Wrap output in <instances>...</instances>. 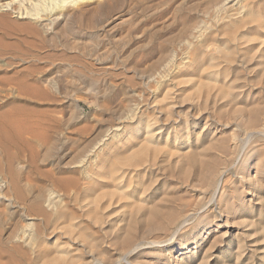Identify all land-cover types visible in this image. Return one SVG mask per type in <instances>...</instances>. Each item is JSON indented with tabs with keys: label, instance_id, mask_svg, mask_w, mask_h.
<instances>
[{
	"label": "rangeland",
	"instance_id": "obj_1",
	"mask_svg": "<svg viewBox=\"0 0 264 264\" xmlns=\"http://www.w3.org/2000/svg\"><path fill=\"white\" fill-rule=\"evenodd\" d=\"M262 5L264 0H0V112L11 116L13 128L11 142L2 145L14 154L16 179L13 185L0 146V264L56 261L58 245L70 252L61 264H125L128 251L132 264H264V123L258 133L246 123L264 106V26L250 20L240 25L249 56L240 46L232 63L219 55L229 15L244 16L248 7L263 13ZM199 49L220 58L217 74L206 71V61L198 69L190 65L191 52ZM209 75L233 96L225 101L216 88L191 96ZM146 123L160 136L159 147L166 140L165 154L143 146ZM173 136H181V149ZM133 152L131 165L118 166ZM211 168L214 180L207 184L202 180ZM104 172L132 176L119 183ZM92 181L95 194L125 184L144 203L128 208L125 198L113 195L115 204L102 210L99 226L73 199ZM62 210L74 218L56 219ZM168 213L175 214L169 223ZM129 233L130 241L120 245ZM179 241H186L184 248Z\"/></svg>",
	"mask_w": 264,
	"mask_h": 264
},
{
	"label": "bare ground",
	"instance_id": "obj_2",
	"mask_svg": "<svg viewBox=\"0 0 264 264\" xmlns=\"http://www.w3.org/2000/svg\"><path fill=\"white\" fill-rule=\"evenodd\" d=\"M248 1V0H247ZM255 1V0H254ZM251 2V1H250ZM249 2V3H250ZM6 3V2H5ZM245 3V2H244ZM251 4H252V2H251ZM258 4V3H257ZM260 4V3H259ZM262 4V3H261ZM225 5V4H224ZM250 5V4H249ZM248 5V6H249ZM220 6V5H219ZM241 6V5H240ZM251 6V5H250ZM262 6H264V5H262ZM244 7V6H243ZM260 7V6H259ZM249 8V7H248ZM247 8V13H246V15H241V17H239V18H237V16H230L229 15V22H228V26H229V29H228V37H227V40H225L224 42H222V43H219L220 45H221V47H220V51H219V55L220 56H222L223 57V59L222 60H226L227 62H229V63H232L231 61H233V60H235V58H236V56L238 57V55H239V53L236 55V50H238V49H236L237 47H239L240 46V50H243L242 51V53H243V55H247L248 54V56H249V53H250V51H249V49L246 47V46H243L245 43H243L242 44V40L240 41L239 39H241L242 37H244V39L245 38H247V36L246 35H244V33L242 32H240L241 31V29H242V26H240V25H243L246 21H255L254 23H257V24H255L256 26L257 25H259V26H261V25H263L264 26V11H262L263 13H259V12H256V13H252L251 12V10H249ZM235 9V8H234ZM261 8H259V10H260ZM243 10V9H242ZM245 10V9H244ZM262 10H263V8H262ZM241 11V10H240ZM238 12V11H237ZM243 12V11H242ZM241 12V13H242ZM245 12V11H244ZM236 14V13H235ZM244 14V13H243ZM232 15H234V14H232ZM214 16V15H213ZM220 16H222V15H220ZM227 17H228V15H227ZM231 17V18H230ZM226 23V22H225ZM206 24V23H205ZM251 24V23H250ZM200 25V24H199ZM207 25V24H206ZM226 25L227 24H225L224 26L226 27ZM248 25V24H247ZM252 26H254V25H252ZM258 26V27H259ZM204 28V27H203ZM226 28H228V27H226ZM241 28V29H240ZM243 28H244V26H243ZM260 29V28H259ZM244 30H246V28L244 29ZM243 30V31H244ZM262 30V29H261ZM197 31V30H196ZM226 31V30H225ZM224 31V32H225ZM245 32V31H244ZM197 33V32H196ZM227 33V32H226ZM246 33V32H245ZM250 33V32H249ZM197 35V34H196ZM208 35H210V34H208ZM207 35V36H208ZM212 35V34H211ZM212 36H214V35H212ZM212 36H211V39H213L212 38ZM246 36V37H245ZM249 36H251V35H249ZM215 37H217V36H215ZM198 38V37H197ZM209 39V38H208ZM215 39V38H214ZM224 39H226V38H224ZM202 40V39H201ZM206 40V39H205ZM204 40V41H205ZM203 41V43H205ZM207 41V40H206ZM209 41H211L210 39H209ZM214 41V40H213ZM216 41V40H215ZM263 41V40H262ZM193 44V43H192ZM241 44H242V46H241ZM198 46V45H197ZM207 46V45H206ZM219 46V45H218ZM196 47V46H195ZM195 47H194V49H195ZM202 47V46H201ZM196 48H198V47H196ZM203 48H205V47H203ZM217 49H219L218 47H217ZM257 49V48H256ZM240 50H238L237 52H240ZM263 51H262V55L264 54V49H262ZM207 52V51H206ZM206 52H204L203 50H201V49H199V50H195V51H193V52H191V56H189L190 57V65L191 66H194V67H196V69H198V68H200V67H202L201 66V64L203 63V62H205L206 61V63H208V64H206V63H204L205 65H207V67H206V71L208 72V73H213V74H215L216 73V71L218 70H220V69H214V68H216V67H218V65L219 64H221L220 63V58L218 59V61H219V64H218V61H216L217 60V58H216V54L215 53H209V54H206ZM208 53V52H207ZM217 53V52H216ZM242 55V54H241ZM251 55V54H250ZM248 56L246 57V59H249L250 60V57L248 58ZM240 57H245V56H240ZM252 57V56H251ZM261 58V57H260ZM187 59V61H189V59L188 58H186ZM245 60V59H244ZM261 60V59H260ZM208 61V62H207ZM248 61V60H247ZM264 61V60H263ZM259 62V61H258ZM260 63V65H261V62H259ZM186 65L188 66V63H186ZM262 66V65H261ZM261 66H259L260 68H261ZM264 66V65H263ZM262 66V67H263ZM193 67V68H194ZM258 67V66H257ZM220 68V67H219ZM225 68V67H224ZM264 69V68H263ZM195 70V69H194ZM204 71V70H203ZM223 71H224V69H223ZM222 71V72H223ZM264 71V70H263ZM196 72V71H195ZM199 72H202V71H200V69H199V71L197 72V73H199ZM259 72H261L262 73V70L261 71H259ZM207 73V74H208ZM207 74H205L206 76H207ZM217 74V73H216ZM260 74V73H259ZM201 76V75H200ZM216 76H218V75H216ZM263 76H264V74H263ZM201 83H198V84H196L195 85V87H194V91L195 92H193L192 93V95L191 96H193L194 97V95L193 94H196V93H200V92H202V95L201 96H208L209 95V93H210V90H212V89H214V88H216V90L218 91V92H221V94H222V97L224 96V98H225V101H227V99H226V97H230L231 95H232V92L230 91V87L229 88H225L224 86H219V85H217V83H216V77H214V76H211V75H209L208 77H206L205 79H203V81H200ZM185 84V83H184ZM251 84V83H250ZM230 86V85H229ZM255 86V85H254ZM259 86V85H258ZM226 87H228V86H226ZM241 90V89H240ZM189 93V92H188ZM217 93V92H216ZM219 94V93H218ZM196 96V95H195ZM197 96H198V94H197ZM196 96V97H197ZM233 96V95H232ZM168 97V96H167ZM184 97L185 98H189V94H187V95H184ZM199 97V96H198ZM197 97V98H198ZM222 97H220V98H222ZM191 98V97H190ZM206 99V98H205ZM204 99V100H205ZM195 100V99H194ZM215 100V99H214ZM206 101H207V99H206ZM197 102V101H196ZM230 101H228V103H229ZM236 102V101H235ZM230 103H232V100H231V102ZM178 105V104H177ZM228 105V104H227ZM257 105V104H256ZM260 105V104H259ZM167 106V105H166ZM171 106V105H170ZM263 106V105H262ZM262 106H257L258 108H256V110L255 111H253V113L250 115V117H249V119H247L246 118V120H247V122L246 123H248V128H256V127H258L257 125H259V124H263L264 123V117H260L261 115H260V113L263 111H261V107ZM168 107V106H167ZM252 107V106H251ZM264 107V106H263ZM263 107H262V109H263ZM164 109V108H163ZM169 109V108H168ZM212 110V109H211ZM221 110H223V109H221ZM229 110V109H228ZM168 111V110H167ZM170 111V110H169ZM226 112H228V111H226ZM226 112H225V114H226ZM248 112V111H247ZM264 112V111H263ZM262 112V113H263ZM229 113V112H228ZM261 113V114H262ZM228 117V116H227ZM232 117V116H231ZM11 121H12V119H11V116H9L8 114H5V113H3V112H0V146L2 147V150L4 151V153L6 154V156H7V163H8V167H7V172H8V174L10 173L11 174V161H12V159H13V155H12V153H11V151H9V147L7 146L8 145V142H11V136L9 135V131H8V128H9V130L10 131H13V128H12V124H11ZM185 121H187V120H185ZM226 121V120H225ZM240 121V120H239ZM241 122V121H240ZM156 123V122H155ZM225 123V122H224ZM186 125V124H185ZM245 125V124H244ZM184 126V125H183ZM144 127V126H143ZM145 130H144V132H145V135L143 136V138H144V140H143V142H144V144H143V146H145L146 148L148 147V146H151L152 148V151H153V153L154 152H158V151H162L164 154H165V147H164V143L166 142V140H163V142H162V144H163V146H161L160 145V147L158 146V143H157V139H158V137H160V136H157L154 132H153V128H151V126L149 125V124H147L146 123V125H145ZM186 128H188V127H186ZM263 128V127H262ZM183 129V128H182ZM257 129V128H256ZM252 130V129H251ZM250 130V131H251ZM258 130L259 129H257V130H252L253 132H256V133H258ZM263 130V129H262ZM131 131V130H130ZM137 131V130H136ZM251 131V132H252ZM174 132H177V131H174ZM183 132V131H182ZM129 133V132H128ZM158 133V132H157ZM178 133V132H177ZM187 133V132H186ZM189 133V132H188ZM246 133V132H245ZM250 133V132H249ZM260 133V132H259ZM144 134V133H143ZM190 134V133H189ZM199 134V133H198ZM262 134V133H261ZM171 135V134H170ZM185 135V134H184ZM252 136H253V134H251ZM257 135V134H256ZM138 136V135H137ZM227 136V135H226ZM142 137V136H141ZM140 137V138H141ZM180 137L181 136H173V144H175L174 146H178V145H182V139H180ZM183 137V136H182ZM162 138V137H161ZM187 138V137H186ZM142 139V138H141ZM167 139V138H166ZM184 139H185V136H184ZM227 139V138H226ZM222 140V139H221ZM247 140V139H246ZM138 141V140H137ZM220 141V140H219ZM225 141V140H224ZM7 143V145H2L3 143ZM227 142V141H226ZM225 142V143H226ZM142 143V142H141ZM224 143V144H225ZM140 144V143H139ZM223 144V145H224ZM12 144L10 143V146H11ZM167 146V145H166ZM173 146V147H174ZM220 146V145H219ZM137 147V146H136ZM179 148H180V146H178ZM141 148V147H140ZM169 148V147H168ZM223 148V147H222ZM221 148V149H222ZM231 148V147H230ZM133 149V148H132ZM171 149V148H170ZM181 149V148H180ZM220 149V147L218 148V150ZM234 149V148H233ZM255 149V148H254ZM173 150L175 151L176 149H174L173 148ZM172 149H171V151L173 152V154L174 153H177V152H174ZM186 150V149H185ZM231 150V149H230ZM134 151V150H133ZM169 151V150H168ZM171 151H170V153H171ZM178 151H180V150H178ZM196 150H194V152H195ZM232 151V150H231ZM230 151V152H231ZM138 152V151H137ZM142 151H140V153H141ZM185 152V151H184ZM193 152V151H192ZM194 152H193V154H194ZM204 152V151H203ZM223 153H224V155L225 156H229L230 155V153H229V151H228V149H227V147L226 146H224V149H223V151H222ZM236 152V151H235ZM134 153V152H133ZM182 153V152H181ZM181 153H180V156H181ZM187 153V152H186ZM127 154V153H126ZM137 155V153H134V155H130L129 157L127 156V157H125L126 158V160L122 157V159H121V161L118 163V166H120L122 163H128V164H130L131 165V163H132V161H133V157H135L136 155ZM167 154V153H166ZM184 154V153H183ZM182 154V156L183 157H185L184 155ZM188 154V153H187ZM196 154V153H195ZM194 154V155H195ZM219 154V153H218ZM222 154V153H221ZM245 154V153H244ZM258 154V153H257ZM122 155V154H121ZM128 155V154H127ZM153 155V154H152ZM192 155V154H191ZM223 155V156H224ZM144 156H145V154H144ZM147 156V155H146ZM168 156H169V154H168ZM179 156V157H180ZM181 156V157H182ZM189 157H190V155H188ZM236 156V155H235ZM151 157V156H150ZM180 157V158H181ZM199 157V156H198ZM206 157V156H205ZM234 157V156H233ZM118 158V157H117ZM137 158V157H136ZM143 158V157H142ZM186 158V157H185ZM215 158V157H214ZM213 158V159H214ZM223 158V157H222ZM225 158V157H224ZM242 158V157H241ZM116 159V158H115ZM120 159V158H119ZM118 159V160H119ZM183 159V158H182ZM211 159V158H210ZM213 159H212V161H213ZM228 159V158H227ZM234 159V158H233ZM237 159V158H236ZM245 159H246V156H245ZM117 160V159H116ZM138 160L140 161V159L138 158ZM142 160V159H141ZM226 160V159H225ZM247 160V159H246ZM136 161H137V159H136ZM150 161V160H149ZM211 161V162H212ZM244 161V160H243ZM106 162V161H105ZM111 162H114V160L113 161H111ZM116 162V161H115ZM118 162V161H117ZM167 162V161H166ZM199 162V161H198ZM215 162H217L216 161V159H215ZM227 162H229V160H227ZM239 162V161H238ZM240 162H241V160H240ZM247 162V161H246ZM138 163V162H137ZM143 163V162H142ZM141 163V164H142ZM200 163H201V161H200ZM232 163V162H231ZM242 163H244V162H242ZM140 164V165H141ZM215 164H217V163H214L213 165H215ZM225 164H226V162H225ZM245 164V163H244ZM107 165H111V164H107ZM124 165V164H123ZM122 165V166H123ZM136 165V164H135ZM218 165V164H217ZM216 165V166H217ZM228 165H230V163L228 164ZM231 165H234L233 163L231 164ZM237 165V164H236ZM242 165V164H241ZM112 166H115L114 164H112ZM133 166V165H132ZM201 166V165H200ZM209 166H211V165H209ZM227 166V165H226ZM225 166V167H226ZM238 166V165H237ZM126 167V166H125ZM136 167V166H135ZM135 167H133V168H135ZM205 167V166H204ZM215 167V166H214ZM242 167V166H241ZM249 167V166H248ZM103 168V167H102ZM113 168V167H112ZM115 168H116V166H115ZM120 167H118V168H116V169H119ZM167 168V167H166ZM208 168V167H207ZM236 168V167H235ZM234 168V169H235ZM240 168V167H239ZM256 168V167H255ZM127 169V168H126ZM209 169V168H208ZM101 170H103V169H101ZM115 170V169H114ZM223 170V169H222ZM239 170H241V169H239ZM238 170V171H239ZM109 171H110V169H109ZM118 171V170H117ZM122 171V170H121ZM214 171H215V169L214 168H211L210 170H209V173H208V175L207 176H205L204 178H203V180L202 181H204V182H207V184L209 183V184H211L212 183V181L214 180L213 179V175H214ZM226 171H227V169H226ZM236 171V170H235ZM255 171V174H253V175H250L251 177L250 178H253V177H255L256 176V171H257V168H256V170H254ZM217 172V171H216ZM242 172V171H241ZM97 173V172H96ZM108 173V174H107ZM107 173H100V174H102V176L103 177H106V179H108V180H111V181H115V180H117V182H121V180L123 179V177H125V175L126 176H129V178L132 176V175H130L129 174V172H120V173H117L116 174V172L115 173H113V172H107ZM216 174H218V172L216 173ZM239 174H240V172H239ZM245 174V173H244ZM243 174V175H244ZM96 175H98V174H96ZM95 175V176H96ZM10 176V175H9ZM11 176H12V174H11ZM99 176V175H98ZM98 176H97V178H98ZM248 176V175H247ZM197 177V176H196ZM218 177H220V176H218ZM239 177V176H238ZM88 178V177H87ZM128 178V177H127ZM128 178V179H129ZM133 178V177H132ZM247 178V177H246ZM245 178V180L247 181V179ZM249 178V180H251ZM90 179V178H89ZM240 179H244V178H240ZM254 179V178H253ZM11 180H12V183H13V185L15 184V182H16V179H15V177L14 176H12V178H11ZM126 180V179H125ZM255 180H257V179H255ZM96 181H92L91 183H90V186H89V188L87 189V188H85V189H87L86 191H84L82 194L81 193H79L78 195H77V192L75 193V196H74V200L75 201H77L78 203H79V206H80V208H82L83 210H84V213L85 212H87L86 214L88 215V216H90V218L92 219V221L94 222V223H97L99 226H101V224L104 222L103 221V219H102V216H104L105 217V215H103V212H102V210H104V209H108V208H111V206L112 205H114L115 204V202H114V200H113V198H112V196L114 195V197H115V194H117L118 195V198H125V200H126V202H124V205H126V207H128V206H132V204H136L137 203V201H139L138 203H141V202H143L144 203V201L142 200V199H140V198H135L134 196H133V192H130L129 191V189H127L126 187H127V185L126 186H124L125 184H123V185H119L118 186V184L116 185V186H114V187H116V188H114V189H112L111 190V188H110V190H109V188H108V190H106V189H102V190H100V192L98 193V191H97V193L98 194H95V192H92L93 190H95V187L97 186V184L95 183ZM129 182V181H128ZM218 182H219V180H218ZM217 182V183H218ZM243 182H244V180H243ZM251 182V181H250ZM249 182V183H250ZM252 183V182H251ZM226 184V183H225ZM256 184V183H255ZM255 184L253 183V185H251V186H253V187H256L255 186ZM10 185H11V183H10ZM218 184H216V186H217ZM247 185H248V183H247ZM98 186H99V184H98ZM224 186V185H223ZM249 186V185H248ZM84 187V186H83ZM198 187V186H197ZM238 187V186H237ZM236 187V188H237ZM107 188V187H106ZM222 188V187H221ZM247 188V187H246ZM84 188H83V190H85ZM192 189V188H191ZM215 190V189H214ZM225 190V189H224ZM89 191H91V196H90V194H89ZM237 191V190H236ZM249 191V190H248ZM224 193V192H223ZM238 193H239V190H238ZM74 194V193H73ZM95 194V195H94ZM236 194V193H235ZM250 194H251V196H253V193L252 192H250ZM82 196V198L81 199H79V196ZM116 195V196H117ZM229 195V194H228ZM106 196H109V198L106 200H104V197H106ZM239 196V195H238ZM225 197V196H224ZM227 197H229V196H226L225 198H227ZM234 197V196H233ZM239 197H241V196H239ZM242 198V197H241ZM72 199V200H73ZM218 199H219V197H218ZM245 199V198H244ZM118 200V199H117ZM224 200V199H223ZM223 200H222V202H223ZM227 200V199H226ZM225 200V201H226ZM242 200V199H241ZM240 200V201H241ZM119 201V200H118ZM224 201V202H225ZM229 201V200H228ZM227 201V202H228ZM223 202V203H224ZM226 202V203H227ZM242 202V201H241ZM240 202V203H241ZM137 203V204H138ZM121 204V203H120ZM229 205V204H228ZM231 205V204H230ZM140 206V205H139ZM236 206V205H235ZM113 207V206H112ZM129 208V207H128ZM227 209H228V206L226 207ZM144 209V208H143ZM223 209V208H222ZM224 209H225V207H224ZM81 210V209H80ZM82 210V211H83ZM229 210H231V209H229ZM234 210V209H233ZM236 210V209H235ZM131 211H133V210H131ZM228 211V210H227ZM74 212V211H73ZM233 212H235V211H233ZM227 213H229V212H227ZM83 214V213H82ZM85 214V215H86ZM107 214V213H106ZM129 214H131V212L129 213ZM147 214V213H146ZM149 214V213H148ZM147 214V215H148ZM228 215V214H227ZM74 215H73V213L72 212H70V211H68V210H62V211H60L59 213H58V215H56V219H66V218H69V219H71L72 220V218H74L73 217ZM83 216V215H82ZM82 216H81V218H82ZM87 216V217H88ZM192 216V215H191ZM54 217V216H53ZM187 217V216H186ZM166 218H167V220H166V222H168L169 223V221H171L172 222V220H174V218H175V214L173 213H168L167 214V216H166ZM185 218V217H184ZM52 219V218H51ZM77 219V218H76ZM68 220V219H67ZM75 220V219H74ZM78 221V220H77ZM80 221H81V219H80ZM86 221V220H85ZM164 221V220H163ZM185 221V219H183V222ZM69 222H70V220H69ZM79 222V221H78ZM81 223V222H80ZM105 223V222H104ZM77 224V223H76ZM142 224V223H141ZM166 224V223H165ZM184 224V223H183ZM70 226H68L67 225V228H68V230L69 231H71L72 230V228L71 227H73V225L71 226V224H69ZM155 225H156V223H155ZM162 225H163V223H162ZM75 226H77V225H75ZM81 228V235L82 236H84V237H86V235H87V233H86V228H83L81 225H79ZM180 226V225H179ZM156 227H158V225H156V226H152V228H156ZM182 227V225L179 227V228H181ZM74 228V227H73ZM88 228V227H87ZM123 229L125 228V227H122ZM177 226H176V229H175V232H177V230L179 229ZM111 229H114L113 227L111 228ZM78 230V229H77ZM174 230V229H173ZM68 231V232H69ZM122 231V230H121ZM127 232V231H126ZM134 232V231H133ZM80 235V236H81ZM121 235V234H120ZM219 235V234H218ZM118 236V235H117ZM126 236V237H125ZM125 236H122L121 238H120V241H119V243H120V245H122V246H126L127 245V243L130 241V239L132 238V235L129 233V234H126ZM248 236V235H247ZM125 237V238H124ZM203 237V236H202ZM119 238V237H118ZM117 238V239H118ZM128 239V240H127ZM86 240V239H85ZM186 240V239H185ZM94 240H90V242H92V244H93V246H97V244H95L94 242H93ZM158 243V242H157ZM148 244L150 245V246H156L157 244L154 242V241H152V242H148ZM185 244H186V241H182V242H180L179 241V245H180V249H182V248H184L185 247ZM139 245V244H138ZM59 246V248H57V250H56V253H58V259H60V260H62V262L61 261H59L58 259H56V261L54 260H48V262L47 263H45V264H55V263H57V264H61V263H63V260L65 259V258H67L68 256H69V254H70V252H68V250L67 249H65V248H60V245H58ZM57 246V247H58ZM135 247H138L137 245L135 246ZM56 248V247H55ZM135 249V248H134ZM206 250V249H205ZM73 252V251H72ZM129 252L130 251H128V253H125L124 254V256L122 257V260L125 262V264H132L129 260H128V258H127V256H128V254H129ZM101 254H105V253H101L100 252V255ZM172 255V254H171ZM42 256V255H41ZM44 256V255H43ZM105 257V256H104ZM44 258V257H43ZM47 258V257H46ZM57 258V257H56ZM173 258V257H172ZM72 261V260H71ZM104 262H105V259L103 260ZM102 261V262H103ZM132 261V260H131ZM46 262V261H45ZM65 263H67V261L65 262Z\"/></svg>",
	"mask_w": 264,
	"mask_h": 264
}]
</instances>
